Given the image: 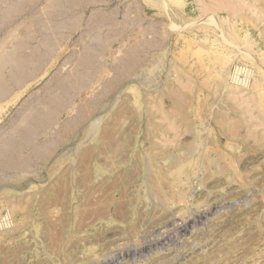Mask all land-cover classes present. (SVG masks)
Masks as SVG:
<instances>
[{
	"label": "rangeland",
	"instance_id": "374dc122",
	"mask_svg": "<svg viewBox=\"0 0 264 264\" xmlns=\"http://www.w3.org/2000/svg\"><path fill=\"white\" fill-rule=\"evenodd\" d=\"M0 264H264V0H0Z\"/></svg>",
	"mask_w": 264,
	"mask_h": 264
}]
</instances>
